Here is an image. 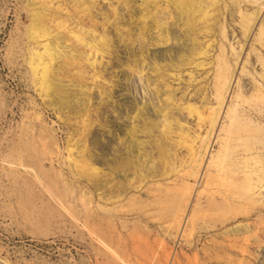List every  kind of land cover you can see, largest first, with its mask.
I'll return each mask as SVG.
<instances>
[{
	"label": "rangeland",
	"instance_id": "rangeland-1",
	"mask_svg": "<svg viewBox=\"0 0 264 264\" xmlns=\"http://www.w3.org/2000/svg\"><path fill=\"white\" fill-rule=\"evenodd\" d=\"M32 1L34 0H0V264H5L7 261L9 262L7 264H264V234L261 235V231H264V206L263 209L255 211L252 209L245 214L236 213L237 215H233L229 213L225 217H220L217 212L208 210L201 213L194 201L196 196L200 193L203 195L213 191V189L203 188L202 184L207 174L204 169L200 173L198 172L197 180L193 178L179 180L178 183L173 181L172 183L169 180L171 182H168L169 185L166 184V181L147 183L155 189L164 187L162 191L167 194L170 192L175 194L181 192L183 188L187 189L189 200L183 202L184 212L179 215L182 218L179 220L183 222H173V217L165 207L162 208L163 211L149 210L148 208L142 214L132 212V215L125 212L129 204L142 202L145 198L141 194L138 196L139 192H134L131 194L132 198L128 195L123 201L117 203V209L119 208L121 211V214L118 215L120 217L111 218V220L107 216L108 214L103 212L111 207L110 203L104 202V198L109 192L108 187L104 185V174L108 171L105 162H110L113 156V147L115 152H123L121 150L123 149V140L127 136H125L126 129L130 125H136L140 120L135 119V112L132 113L139 109L138 106H140L139 111L144 110L141 118H145L147 125H151V120V122L161 120L162 123L165 120L164 116L172 122L173 134H168L169 138L167 135L164 137L168 138L167 142L177 139V135L174 134L178 130L177 121L183 124V129L189 131L190 135L192 133L193 137L194 134L199 133V136L204 138L209 128L206 125L202 130L197 129L196 117L187 116L182 109L183 105L195 104L199 108L201 107L200 109L204 107L206 113L208 112L207 107L219 110L214 134L211 136L213 137L225 126L226 121L223 118L228 114L236 96L244 92L241 91L242 89L248 88V78H254L252 81L256 86L260 84L258 73L261 71L256 67L258 65L256 58L259 56L264 60V47L260 46L256 39L264 27V0H246L247 2L237 0L240 2V12L251 13L253 9L259 8L257 19L250 22V27L248 26L247 30L240 26L238 15L230 13L232 7V4L230 6L228 3L230 0H218L219 5L215 9L219 8L220 13L216 15L218 19L215 20V23L209 25L213 27V33L207 35L189 34L182 20L177 21L179 15L176 10L172 6H166L167 3L163 1L158 3L160 9L163 8V13H161V10L159 12L154 7L151 8V11L146 10L143 7L145 0H130L127 4L121 0H53L52 3L44 6L43 11L61 17L57 21H47V27H49L53 39L41 41V45L38 47L25 39V30L30 26V21L19 16V13L27 12L28 7H37L42 2V0H35V3ZM80 5L87 7V10L83 6L81 9L84 11L80 12ZM223 5H226L227 11ZM247 5L252 8L245 9ZM152 11H157V15L152 17L150 15L153 14ZM63 17L67 19V28L59 30L56 24L61 18L64 19ZM152 18H155L157 23ZM145 24L149 26L146 31L143 28ZM72 30L74 33L81 31L85 35L84 38L81 40L73 38L70 33L73 32ZM127 31L131 32L130 41H127L126 38ZM106 32H108L107 38L111 40L110 50L100 44V38L101 36L104 38ZM161 37L164 40L158 44ZM67 38L70 40L67 41ZM54 39L59 42L58 48L64 50L63 53L66 54V57L61 56L53 64V73L55 74L53 80L55 83H60L61 92L66 94V96L62 93L59 95V98L65 99L66 104L65 108L58 109L46 107L49 101L39 95L38 88L31 82L27 66L32 49L40 52L42 44L48 41L52 42ZM142 41L145 42L147 50L140 48ZM93 43L101 48L103 56L101 54L94 55L89 51ZM206 45L208 46L206 47ZM192 46H201L207 50L208 56L194 59L195 63L202 62V66L184 65ZM74 47L80 49L86 63L80 65L81 68L79 66L73 69L69 67L68 75L60 77L61 70L68 66L67 63L73 59L76 61L79 57V51H76ZM153 55H155V59ZM180 56L183 65L176 67ZM134 57L138 61L137 72L130 69L135 66ZM175 63L177 64L175 65ZM220 64L221 66L226 64L224 66L228 67L229 73L226 74L227 77L226 75L224 77L225 87L221 92L224 95V101L218 109V105L214 102V90ZM157 71L160 74H157ZM159 75H164L165 79H161ZM77 76H82L80 78L84 81H82V87L85 89L83 91L78 86L79 82L74 80V77L77 78ZM261 88L264 93V86ZM88 89L94 97L89 103L85 98L91 95ZM250 93L251 89L248 88L243 94L245 97H249ZM82 101L87 103L83 105ZM85 105L90 109H87L86 112L87 121L84 120L85 117L83 120L88 122L91 133H86V136L84 133H77L79 129V132L82 130V117L76 114ZM129 106L134 110L131 108L128 115L126 112ZM105 107L107 112H103ZM161 107L166 108L167 111H163ZM155 109L162 112L156 113ZM34 115L37 117L35 118ZM71 116L76 119L70 118ZM27 127H30L28 130L32 129L34 132L27 133ZM156 131L154 133L159 134ZM73 134L75 137L72 136ZM79 135L81 140L77 137ZM81 135L83 136L81 137ZM95 136L99 137L98 142L100 143H97L96 146L100 148L96 146L93 148L90 142ZM70 137H73L75 143ZM138 138L146 139L140 134ZM50 144H52L51 149ZM67 144H70L75 150L76 148L79 150L83 145L88 147V151L90 150L88 153L92 154V157L94 156L97 167L102 170L99 173L98 182L91 184L95 186L89 185L85 179L72 180L66 173ZM200 144L201 140L196 144L198 150H200ZM212 145L207 149L205 155L215 153L216 145L215 143ZM47 146L48 148H46ZM116 146H118L117 149ZM25 149L34 157L33 162H28L27 165L29 166L27 168H30V171L33 170V173L20 170L21 166L13 160L14 154L25 152ZM57 151H60L61 154H58ZM73 154L75 155L76 152L74 151ZM153 155L156 156V153ZM56 171L58 176L65 175L63 181L66 184L72 180L73 183H78L79 188L83 186L82 192L75 193L76 197L72 196V198L65 192L68 191L66 188L63 190L57 185ZM104 171L105 173H103ZM61 172L63 173L61 174ZM48 176L53 179L47 178ZM55 183L57 184L55 185ZM96 184H99L98 187ZM57 190L59 193L56 192ZM190 192L192 193L190 194ZM80 194L82 200L87 196L88 198L84 201L79 200L81 199ZM220 196L218 195L217 201L220 200ZM96 202H99L100 206L96 205ZM135 206L138 207V205ZM92 209L93 212H91ZM96 212L98 214H94ZM256 219L259 225H257ZM157 220H159V224ZM237 224L249 226L251 232L235 236L224 234L225 230ZM253 228L256 231H252ZM222 234L223 236H220ZM257 237L261 242L257 241ZM237 240L239 241L237 242ZM242 249L246 250V253Z\"/></svg>",
	"mask_w": 264,
	"mask_h": 264
},
{
	"label": "bare ground",
	"instance_id": "bare-ground-1",
	"mask_svg": "<svg viewBox=\"0 0 264 264\" xmlns=\"http://www.w3.org/2000/svg\"><path fill=\"white\" fill-rule=\"evenodd\" d=\"M34 1H32V3ZM52 1L53 0H42V2L40 3L39 6L28 7L27 12L19 13V16L22 19L30 21V26L25 30L24 36H25V39L29 43H32L34 46L36 45L35 47L40 46L41 41L50 40L52 38V34L50 33L51 31H49V27H47V21H51V20L57 21L61 17V16L59 17L56 14H51L49 12L45 13L43 11L44 6L46 7L47 4L52 3ZM117 1H120V0H117ZM121 1L125 4H127V3H129L130 0H121ZM161 1L167 3L166 6H168V5L172 6L176 10V12L179 15L177 21L182 20V23L184 24L185 29L188 30L189 34L194 33V34H206L207 35V34H210L211 32L213 33V27H210L209 25L214 24L215 20L218 19L216 17V15H218L220 13V10H219V8L215 9L219 5L218 0H147V1L145 0L143 7L149 11H151V8L154 7L156 10H159V12H160L161 9H160L159 4ZM93 3H94V1H93ZM228 3H230V6L232 4V7L230 8V13H232V15L233 14L238 15L239 20H240L239 24L242 28H244V30H247L250 22L255 21L257 19V16L259 15V8L253 9V11L251 13H245L244 11L240 12V10H239L240 9V4H239L240 2H238L237 0H230V1H228ZM241 4H242V2H241ZM248 4H250V3H248ZM83 6H81V5L79 6L80 12H81V10H82V12L84 11V9H81ZM225 6L223 5V7H225ZM75 8H76V6H75ZM84 8H85V6H84ZM226 8L227 7H225L224 9H226ZM249 8L251 9L252 7H248V5L245 7V9H249ZM50 9H51V7H50ZM85 9L87 10V7ZM227 9L225 11H227ZM162 11H163V8L161 10V13H163ZM148 13H150V12H148ZM156 13H157V11L153 12V14H150V15L153 17V15H155ZM84 16H85V14H84ZM63 18L64 19L61 18V20H59L56 24V26L59 30H60V28H65V27L67 28V26H66L67 19H65V17H63ZM152 19L154 20L155 18H152ZM153 24H155V23H153ZM143 28L146 31L149 28V26L147 24H145ZM70 33H72L73 38H76V39L79 38V40L83 39L85 36L81 31L79 33H77L76 31H75V33H74V31L70 32ZM107 34H108V32L105 33L104 38H102V36H101L100 44L102 45V47L110 50V46H111L110 41L111 40L109 38H107ZM130 34H131V32L127 31V35H126L127 41L131 40V38H129ZM72 35H70V36H72ZM70 38H67L66 40L69 41ZM162 40H164L163 37L160 38V40L158 41V44H161L159 42ZM256 42H258L260 46L264 47V43H263L264 42V27L261 29V31H260L257 39H256ZM208 44H210V43H208ZM207 46L208 45H206V47ZM58 47H59V42L54 39V40H52V42L48 41V42L42 44V51H40V52L37 50L33 51V49H32V52H30V56H29L28 63H27V66L29 68V74L31 75V82L34 83V86L38 88L39 95H41L42 98L44 97L49 101V104H47L46 107H51V109H56V108L58 109L60 107L65 108V104H66L65 99L59 98V95L62 93L61 92L62 86L60 85V83H55V81L53 80V78H55V74L53 73L54 62H56V60L59 59L61 56L66 55L65 53H63L65 51L59 49ZM192 47L189 49V57H186L187 61L184 62V65L195 64L196 66H202V62L195 63L194 59L196 57L198 58V57L208 56L207 50L205 48L203 49V47H201V46H198V47L192 46ZM140 48L146 49L144 41L140 42ZM74 49L76 51H79L78 52L79 57L76 61L73 59L69 63H67L68 66L65 69L61 70V76L60 77L66 75V74L68 75L69 67L73 69L74 67L76 68V66L80 67V65H83L84 63H86L85 59H83V55H82V52L80 51V49L78 47H74ZM89 51L94 55H98V54L102 55L103 54V52L101 51V48L98 47L95 43L91 44V50H89ZM91 53H89V54H91ZM182 54H180V55H182ZM177 56H179V55H177ZM262 58H260L259 56H257V58H256V61L258 62V65L256 64L257 65L256 67H258V69H260V71H261L260 73H258V75H259L258 80H260V84H259L260 86L259 85L256 86L254 84V82L252 81L254 78H252V79L248 78V85H249L248 88L251 89L250 96L245 97V95L243 94L248 88L241 90L242 92L243 91L244 92L236 96V99L234 100V103L231 106L228 114L226 115V117L223 118L226 121L225 126L223 128H221L219 130V132L216 133L213 137H211V136H212V134H214L213 131L215 130L216 122H217L216 116H218L217 112L219 110L216 111V110H212L210 107H207L208 112L206 113L204 111L205 110L204 107H203V109H200L201 107L199 108L198 105H195V104H188L186 106L183 105V107L181 106L187 116L196 117L197 129L202 130L206 127V125H208L209 128L206 131L204 138L199 136L200 135L199 133L196 135L194 134V137H193V136H191L193 134L191 133V135H190L189 131L188 132L185 131L183 129V124H180L177 121L176 127L178 128V130L174 133L177 135V139L176 140L172 139L171 141L168 140V142H167V139L170 137L168 134H170V133L173 134L172 129H174V128L171 125L172 122L170 120H168L166 118V116H164L165 120H163L164 118L162 119L164 122L162 121V123H161V120L159 121L160 123L159 122H151L152 121L151 120L150 121L151 125L149 123H148L149 125H147V121L144 120L145 118L144 119L141 118V115L144 114L143 113L144 110L141 108L142 110L139 111L140 106L136 105L139 107V109L137 108L138 110L132 111V113L135 112V114H136L135 119H138V120L140 119V120L136 125H130V127L128 129H126L125 136L126 135L127 136L123 140L124 143H122L123 149L122 150L120 149L123 152H121V153H120V151L115 152V148L113 147V149H112L113 150V156H112L110 162H108V163L105 162L106 163L105 167L108 169V171L106 170L107 171L106 173H105V171L103 172V173H105L104 174V181H105L104 185H106L108 187L109 192L106 194V196H105L106 198H104V202L110 203L111 207H108L109 210H106L103 212H105L106 215L108 214L107 216L110 217V219L120 217L118 215L121 214V211L119 210V208L117 209V207H118L117 203L118 202L123 201L128 195H130V197H131V194H133L134 192H137V193L139 192L138 196H140V194H141L145 198L142 200V202L140 201V202H134V204H129L128 207L126 208L125 212L131 213L132 215H133V213L134 214L135 213H139V214L141 213L142 214V212H144L148 208H149V210L150 209H157V210L163 211L162 208L165 207L167 209V211L169 212V214L173 217V220H174L173 222L176 221L178 223L179 221H182V220H179V218L182 219L179 215L182 214V212H184L183 202L184 201L187 202L189 200V195L187 193V189L183 188V190L181 192H177L175 194H171V192H170V194H167V192L164 193V191H162V189L164 187L162 189L160 187H157L155 189V188H151L147 183L148 182L150 183L151 181H166V184H167L168 182L171 183L172 181L177 182L179 180H190L192 178L194 180H197V177L199 176L198 172L200 173L201 171H203V169H204V172L207 173L206 178L204 179V182L202 184L203 188H205V189L208 188L211 190L213 189V191L210 193H207V194L205 193L203 195L200 193L196 196V200H194V201H196L195 203H197V205L196 204L195 205L198 206L201 213L202 212L205 213V211L208 210V211H212V212H217L220 217H225V216H228L229 213L233 214V215H237L236 213H242V214L244 213L245 214V213H248L249 211H251L252 209L255 211V210L260 209L264 206V93H263V90L261 88L264 86V60H262ZM64 59H66V58H64ZM177 59H178V57H177ZM133 61H134L135 66L133 65L134 67H130V69L134 72H137L138 61L135 59ZM178 61H179V63L176 67L183 65V60H182L181 56L179 57ZM176 64L177 63H175V65ZM224 65H226V64H224ZM224 65L221 66V64H220V66H218L219 74H218V77L216 79V83L214 80V83L216 84L215 90H214V95H215V101L214 102L218 105V109H220V107L224 101V95L221 93L225 87V85H224V79L225 78L224 77L227 73H229L228 67L224 66ZM169 66H171V65H169ZM157 74H160V72L157 71ZM245 75H246V73H245ZM159 76L161 79H165L164 75H162V76L159 75ZM80 77L82 78V76H79V77L77 76L78 79L74 77V80L76 79V81L79 82L78 86H79L80 90L83 91V90H85L82 87L83 86L82 84L84 81ZM226 77H227V75H226ZM72 80H73V78H72ZM85 88L87 89V87H85ZM88 91L91 95H88L87 97L84 96V97L88 100L87 102L89 103V101L91 102L94 99V97L92 96V93L90 92L89 89H88ZM62 95L66 96V94H63V93H62ZM73 96H75V95H73ZM78 98H79V96H78ZM26 101H27V99H26ZM77 101H79V100L77 99ZM84 101H82L83 105L85 103ZM174 106H176V105H174ZM83 107L84 108L80 109L78 111V113L75 112L80 117H82V119H81V121H82L81 122V129L82 130H81V132H79V130H80L79 129L78 132L77 131L76 132L80 133V134L84 133V136H86V133L87 134L90 133V131H89L90 126H88V124H87L88 122H86L87 121L86 112H87V109H90V107L87 108L86 105ZM129 108L127 109V112H126L128 115L130 114L129 112H131L132 107L129 106ZM169 108H170V106H169ZM162 109H163V111H167L166 108L165 109L162 108ZM132 110H134V109L132 108ZM72 112L74 113L73 110H72ZM103 112H107L106 107H105V110ZM159 112H162V111L156 110V113H159ZM145 115H148V114H145ZM79 116H78V118H79ZM36 117L37 116H35V118ZM83 117L86 118V119H84L86 121L83 120ZM68 118H69V116H68ZM70 118H74V117L71 116ZM88 118L91 119V117H88ZM74 119H76V118H74ZM90 119H88V121ZM34 121H35V119H34ZM37 121H38V118H37ZM69 121H70V119H69ZM90 125H91V123H90ZM28 128L30 129V127H27V131H28L27 133L31 134L32 132H34V131H32V129H31V131L28 130ZM33 130H34V127H33ZM155 130H157L159 132V134H155L154 133ZM194 131H195V128H194ZM77 133H75V134L78 135ZM99 133H101V132H99ZM139 134L145 136L146 139H142V140L139 139L138 138ZM165 135H167V137L168 136L169 137L167 139H165L164 138ZM176 135H174V136H176ZM31 136H33V135H31ZM39 136H40V134H39ZM72 136H74V134ZM82 136L83 135H81V137ZM77 137H79V140H81L80 135ZM87 137L89 138L88 135H87ZM87 137L85 138V140L87 139ZM43 138H45V137H43ZM37 139H39V138H37ZM71 139H73V137ZM98 139H99V137L96 138V136H95V138L93 137L92 140L90 141L91 144L93 145V148H94V146H96L97 143H100V142H98ZM26 140H24V141H26ZM41 140L43 141V139H41ZM110 140H111V138H110ZM200 140H201V144L199 146L200 150H198V147L196 146V144ZM51 141H53V140H51ZM74 141L75 140L73 139V142ZM108 143H109V141H108ZM213 143H215V145H216L215 153L212 155H205L207 149L212 147ZM55 144H57V143L55 142ZM45 145H47V143H45ZM45 145H43V146H45ZM51 145L52 144H50V149L52 148ZM78 146H79V144H78ZM117 147L118 146H116V149H117ZM46 148H48V146ZM56 148H58V147H56ZM64 148H66V147H64ZM87 148H86V145H83L82 147L79 148V150H77L78 148H76V150H75V148L71 147L70 144H67L68 154H67L66 159H65V165H66V171H67L66 173L69 174V176L72 178V180L73 179H85L89 183V185H91L92 183L98 182V179L100 176L99 173L102 170H100L97 167L94 156L92 157V154L91 155L89 154L90 150L88 151ZM42 149H43V147H42ZM60 151L59 152L57 151V153L61 154ZM74 151L76 152L75 155L73 154ZM104 153L106 154V152H104ZM153 153H156V156H154ZM45 155H46V152H45ZM12 157H13V160L17 161V163L21 166V167L19 166L20 170L28 172V173H31L33 171V170L30 171L31 169L27 168V167H29L27 165L29 163L33 162V158H34L32 155H30V153H28V150L25 149V152L14 154ZM47 158H48V156H47ZM51 158H52V156H51ZM36 160H37V158H36ZM44 160L45 159H43V161ZM50 161H52V160H50ZM34 166H33V168H34ZM61 166H59V167H61ZM58 173L60 174V171ZM62 173L63 172H61V174ZM58 175H57V171H56V177H57L56 180H58L57 181L58 184L55 183V185L56 184L59 185L61 188H63V190H65L64 188H66V190H68V191H65V192L70 194L71 197L76 195L75 193H77V192H80V193L82 192L81 188L83 186L81 188H79L77 185L78 183L75 184V183H73L72 180H70L71 183L68 182V184H66L65 181H63L64 180L63 176H65V175H63V176H61V175L58 176ZM105 176H108V177L106 178ZM47 178H50V177L48 176ZM50 179H53V178H50ZM36 180H38V179H36ZM169 183H168V185H169ZM69 185H71V186H69ZM93 185H91V186H93ZM98 185L99 184H96V187H98ZM180 186H182V185H180ZM152 187H153V185H152ZM19 189H20V187H19ZM58 190L56 192L59 193ZM152 190H154V192H152ZM60 191H62V190H60ZM202 191H205V190H202ZM51 192H52V190H51ZM94 192H95V190H94ZM67 193H65V194L67 195ZM191 193L192 192H190V194ZM62 194H61V196H62ZM218 195H221L219 201H217L219 198ZM79 196L81 197V194ZM74 197H76V196H74ZM87 198H88V196H87ZM87 198H85V199H87ZM133 198H134V195H133ZM79 200H82V197ZM84 200H82V201H84ZM98 201H99V199H98ZM89 202H91V201L89 200ZM139 203H142V205H139ZM97 204H99V202L98 203L96 202V205ZM135 205H138V207H136ZM31 206H32V204H31ZM92 206H91V208H92ZM98 206H100V204ZM188 207H189V204H188ZM123 208H125V207H123ZM193 209H194V207H193ZM195 211H196V209H195ZM91 212H93V209ZM94 214H98V213L96 212ZM206 214H207V212H206ZM86 215H89V213L88 214L86 213ZM125 215H126V213H125ZM99 216H100V213H99ZM201 218H203V217H201ZM156 219H157V217H156ZM185 219H187V218H185ZM93 221H95V220H93ZM103 221H105V220L103 219ZM158 221L159 220H157V222ZM150 222H151V220H150ZM114 223H116V222H114ZM256 223H257V219H256ZM111 224H113V223H111ZM158 224H159V222H158ZM161 224H163V223H161ZM226 224H227V222H226ZM192 225H193V223H192ZM196 225H197V223H196ZM204 225H205V223H204ZM257 225H259V224L257 223ZM248 227L243 225V224H237L234 227H231V228H228L227 230H225L224 234H226L228 236L229 235H234V236L235 235H245L246 233L251 232V230H249ZM254 228H257V227H254ZM257 229H259V228H257ZM252 231H256V229H254ZM186 233H188V232H186ZM262 233L264 234V231L263 232L261 231V235H262ZM179 235H180V233H179ZM220 236H223V234ZM234 236H233V238H235ZM254 236H256V234H254ZM119 237H118V239H119ZM224 237H226V236H224ZM238 237H240V236H238ZM258 237L256 238L257 241L261 242L260 239L258 240ZM245 238H247V237L245 236ZM238 241L239 240H237V242ZM246 242L249 243V241H246ZM215 244H217V243H215ZM228 245L230 246L229 243H228ZM243 249H244V247H243ZM246 250H247V247H246ZM245 251L243 250V252H245ZM247 252H249V251H247ZM111 254H112V252H111ZM241 254H243V253L241 252ZM216 255H217V253H216ZM111 256H113V255H111ZM7 263H9V262L7 261L5 264H7Z\"/></svg>",
	"mask_w": 264,
	"mask_h": 264
},
{
	"label": "water",
	"instance_id": "water-1",
	"mask_svg": "<svg viewBox=\"0 0 264 264\" xmlns=\"http://www.w3.org/2000/svg\"><path fill=\"white\" fill-rule=\"evenodd\" d=\"M153 57L155 58V55H153ZM135 60H137V58L134 57Z\"/></svg>",
	"mask_w": 264,
	"mask_h": 264
}]
</instances>
